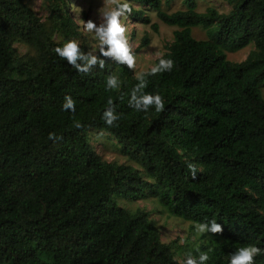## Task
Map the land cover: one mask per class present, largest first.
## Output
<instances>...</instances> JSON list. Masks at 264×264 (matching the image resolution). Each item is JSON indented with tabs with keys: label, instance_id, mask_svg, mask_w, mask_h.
Wrapping results in <instances>:
<instances>
[{
	"label": "trees",
	"instance_id": "obj_1",
	"mask_svg": "<svg viewBox=\"0 0 264 264\" xmlns=\"http://www.w3.org/2000/svg\"><path fill=\"white\" fill-rule=\"evenodd\" d=\"M223 1L226 12L183 0L167 14L161 0H130L139 9L127 20L149 24L153 11L174 28L153 64L172 58L173 70L146 77L165 110L142 113L128 107L133 68L104 58L85 75L52 51L66 39L90 50L67 0H45V20L26 0H0V264H180L137 206L148 200L174 218L221 224L195 251H208L207 264H228L246 244L264 248V0ZM248 46L244 61L226 58ZM111 73L118 90L106 89ZM69 94L74 114L61 110ZM109 99L120 114L113 127L100 119ZM100 135L134 165L105 161L93 145Z\"/></svg>",
	"mask_w": 264,
	"mask_h": 264
},
{
	"label": "clouds",
	"instance_id": "obj_2",
	"mask_svg": "<svg viewBox=\"0 0 264 264\" xmlns=\"http://www.w3.org/2000/svg\"><path fill=\"white\" fill-rule=\"evenodd\" d=\"M77 10L81 11L80 8H77ZM132 12L133 5L130 0H105V6L99 10L101 18L99 25L92 21L83 24L84 31L91 34L96 42L93 48L84 52L77 40L66 39L61 46L55 47L52 51L61 60L67 61L71 69L85 75L92 73L97 66L100 70H103L108 64L104 58H109L111 63L126 65L131 69L135 64V57L130 50L125 35L127 28L123 21L129 18ZM173 68L174 60L162 57L151 67L148 73H136L137 83L130 93L128 107L142 113H148L150 110L157 113L163 112L165 110L164 98L158 93L145 91L148 87L146 77L171 72ZM105 84L107 90H118L121 86V80L117 74L111 73L106 77ZM116 108L117 105L112 99H109L102 111L100 119L108 127L115 126L120 119V114L116 111ZM61 110L73 114L76 112V101L70 94L63 97ZM76 127L80 128L82 125L77 123ZM49 139L56 140L55 133H49ZM188 170L191 178L195 180L199 171L195 163H189ZM194 232L196 235L201 236L208 233L218 234L222 232V226L215 218H207L203 222L195 224ZM261 255H264V248L257 246L255 243L246 244L229 254L228 264H256V258ZM209 259L208 251H199L197 256L186 254L182 264H207Z\"/></svg>",
	"mask_w": 264,
	"mask_h": 264
},
{
	"label": "rangeland",
	"instance_id": "obj_3",
	"mask_svg": "<svg viewBox=\"0 0 264 264\" xmlns=\"http://www.w3.org/2000/svg\"><path fill=\"white\" fill-rule=\"evenodd\" d=\"M30 8L38 17L45 20L48 12L45 0H26ZM68 8L71 11L75 22L78 24L81 32L87 37L90 49L96 42L91 34L83 29V24L92 21L99 25L101 18L99 10L105 6V0H67ZM200 10L205 7H215L222 12H226L228 7L223 0H198ZM135 9H139L138 5L133 4ZM77 8H80L79 12ZM183 0H161V10L167 14H171L177 10L183 9ZM149 24L140 21H132L125 19L123 22L127 28L125 33L131 52L135 57L133 70L135 73L146 72L151 69L156 59L164 52L166 44L172 41L174 28L163 24L158 20L155 12H147ZM193 36L197 40H204L206 32L202 29H194ZM18 54H24L26 48L16 45ZM251 46L243 49L226 51V58L231 62H242L246 59ZM264 98V84L261 87ZM95 150L99 155L108 162H116L118 164L134 165L121 152L117 143L109 136L100 135L93 142ZM129 207L133 208L134 204L130 203ZM137 206L145 209L149 213L150 218L155 222L160 239L164 244L172 245L175 248V257L182 264L186 254L194 256L200 245L205 242V235H196L194 226L190 221L171 217L156 201L148 200L146 202H138Z\"/></svg>",
	"mask_w": 264,
	"mask_h": 264
}]
</instances>
